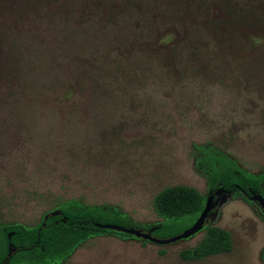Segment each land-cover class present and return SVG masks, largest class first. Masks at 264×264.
I'll return each instance as SVG.
<instances>
[{
	"label": "rangeland",
	"instance_id": "obj_1",
	"mask_svg": "<svg viewBox=\"0 0 264 264\" xmlns=\"http://www.w3.org/2000/svg\"><path fill=\"white\" fill-rule=\"evenodd\" d=\"M207 144L264 172V0H0V225L70 200L155 225L162 189L205 195ZM213 225L230 253L105 237L61 264H264L258 206L228 198Z\"/></svg>",
	"mask_w": 264,
	"mask_h": 264
},
{
	"label": "trees",
	"instance_id": "obj_2",
	"mask_svg": "<svg viewBox=\"0 0 264 264\" xmlns=\"http://www.w3.org/2000/svg\"><path fill=\"white\" fill-rule=\"evenodd\" d=\"M194 167L205 180V195L190 187L170 186L155 194L151 211L159 220L151 226H135L127 217L109 206H85L74 200L62 202L44 213L30 227L19 224L0 225V264H61L74 250L89 240L113 237L121 241L135 240L131 236L105 230L110 225L133 228L152 238L165 240L187 230L201 213L207 196L221 195L249 206L250 193L264 199V172L253 175L210 144L193 146ZM244 193V195L241 194ZM217 209L211 211L202 227V239L180 258L198 262L231 252L228 232L213 225ZM142 243H146L142 241ZM264 262V253L260 255Z\"/></svg>",
	"mask_w": 264,
	"mask_h": 264
},
{
	"label": "water",
	"instance_id": "obj_3",
	"mask_svg": "<svg viewBox=\"0 0 264 264\" xmlns=\"http://www.w3.org/2000/svg\"><path fill=\"white\" fill-rule=\"evenodd\" d=\"M242 195H244L243 192H241ZM228 198H221V195H217L216 197L214 196H207L204 202L203 209L201 213L199 214L198 218L195 220V222L192 224L191 227H189L187 230L183 231L182 233L165 239V240H158L155 238H152L148 233L142 232L141 230L138 229H132V228H120L116 226H110V225H104L100 226V228L105 229V230H110L113 232L125 234L128 236H131L132 238L136 240H141L146 243L158 246V247H163V246H168L171 244H175L177 242L183 241V240H188L198 233H200L202 227L204 226L205 220L208 216V214L213 211L214 209L219 208L222 204L226 203ZM249 202L256 204L260 211L264 215V199L261 198L258 195L250 193L249 197Z\"/></svg>",
	"mask_w": 264,
	"mask_h": 264
},
{
	"label": "crops",
	"instance_id": "obj_4",
	"mask_svg": "<svg viewBox=\"0 0 264 264\" xmlns=\"http://www.w3.org/2000/svg\"><path fill=\"white\" fill-rule=\"evenodd\" d=\"M222 230V229H221Z\"/></svg>",
	"mask_w": 264,
	"mask_h": 264
},
{
	"label": "flooded vegetation",
	"instance_id": "obj_5",
	"mask_svg": "<svg viewBox=\"0 0 264 264\" xmlns=\"http://www.w3.org/2000/svg\"><path fill=\"white\" fill-rule=\"evenodd\" d=\"M218 209V208H217Z\"/></svg>",
	"mask_w": 264,
	"mask_h": 264
}]
</instances>
